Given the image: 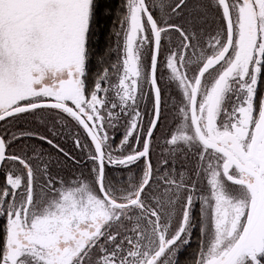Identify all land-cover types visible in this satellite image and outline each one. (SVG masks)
<instances>
[{"label": "snow or ice", "instance_id": "obj_1", "mask_svg": "<svg viewBox=\"0 0 264 264\" xmlns=\"http://www.w3.org/2000/svg\"><path fill=\"white\" fill-rule=\"evenodd\" d=\"M120 7L93 70L98 0H0V121L48 110L53 136L83 130L72 141L86 157L46 135H0V264H179L197 231L189 264H264V0ZM33 135L79 175L54 174L36 148L9 152ZM141 160L134 178L110 175Z\"/></svg>", "mask_w": 264, "mask_h": 264}, {"label": "trees", "instance_id": "obj_2", "mask_svg": "<svg viewBox=\"0 0 264 264\" xmlns=\"http://www.w3.org/2000/svg\"><path fill=\"white\" fill-rule=\"evenodd\" d=\"M122 0H98V11L96 15L95 24L93 27V36L91 40V48L93 50V61H92V69L95 70L97 67L96 58L101 54H104L106 49L114 47L116 37L113 35L115 30L114 24L119 23V15L123 12V9L120 7ZM111 10L110 14L108 10ZM157 14V13H156ZM115 57H112L114 59ZM264 91V78L261 79L260 83V92ZM52 113L49 114H36L35 117L30 116L27 119H22L16 122L4 123L3 128L6 130V133L12 135H19L21 132H33L38 135H46L48 138L53 139L55 143L60 144L65 148L66 151H70L72 155L76 156L78 160L84 161L86 157L83 153L76 149L73 145L72 136L67 135L66 130L60 131L61 128L58 126L55 131L56 133L60 131V133L53 136L49 129L51 128V120L48 117ZM165 115L167 116L166 120H162L160 127L154 134L153 143H152V159L154 165L157 160L161 159L160 153L163 151L161 148V143L165 138V133L168 131V125L172 118V112L166 111ZM2 122V121H1ZM74 126V124H72ZM77 132L81 133L82 138L84 137V133L82 129L76 128ZM63 132L65 136L63 135ZM108 133L112 136H115L114 141L112 140L111 144L114 148L119 147L120 139L122 138L119 131L113 132L112 129H108ZM38 135L33 136H25L20 138L17 141L12 143L11 148L9 149L11 152L21 153V149L23 148L27 151L28 155L32 154L31 149L36 148L37 150L43 151L46 156L51 158L50 167L52 172L55 174L57 171L60 172L61 176L65 178H71L72 175H79L81 170L80 165H74L72 160L66 159L62 154L58 153L55 149H53L50 145H48L45 141H42L38 138ZM135 145V141L132 142ZM124 151L127 153L131 151L127 147ZM169 166H171V161ZM143 167V160L136 162L135 164L129 166L128 168H115L110 172L111 176L114 177H135ZM177 171L180 170V163L176 164ZM5 182L4 177L0 179V186H3ZM197 217L199 216V204L197 203L195 207V213ZM3 221L0 220V224ZM198 241H199V233L198 231L193 234L192 242L189 246L183 249L179 254V264H189L191 257L198 249Z\"/></svg>", "mask_w": 264, "mask_h": 264}, {"label": "rangeland", "instance_id": "obj_3", "mask_svg": "<svg viewBox=\"0 0 264 264\" xmlns=\"http://www.w3.org/2000/svg\"><path fill=\"white\" fill-rule=\"evenodd\" d=\"M157 13V15L159 14V12L157 11L156 12ZM167 43V41L165 40L164 41V43L162 44V47L165 45ZM163 58V57H162ZM161 58V59H162ZM165 75H167L166 73H165ZM145 91H147V86L145 87ZM172 91H173V93H174V89H172ZM171 102L172 101H169L168 102V106L170 107V105H171ZM49 114L50 112L48 111V110H44V111H41V112H37V114ZM172 118H171V120H170V123H169V125H168V128H171V127H174V123H173V116H174V113L172 112ZM30 117V115L29 116H22V117H20L19 119H10V120H7V121H2V123L4 124V123H12V122H16V120L17 121H20V120H22V119H27V118H29ZM148 119V117H145V120H147ZM61 128V127H60ZM64 130H66V133H67V135H69V136H72V134L73 133H75V132H77V129H75L74 128V126L73 125H69V127L67 128V129H64V128H61V130L60 131H64ZM59 131V132H60ZM56 132V131H55ZM81 134V133H80ZM109 134V133H108ZM63 135L65 136V134H64V132H63ZM109 136L110 137H112V135H110L109 134ZM81 137H82V135H81ZM112 142V140H110L109 141V143H111ZM126 148V147H125ZM161 148H162V150H164V148H165V138H164V140L162 141V143H161ZM197 205V204H196ZM196 205H195V207H196Z\"/></svg>", "mask_w": 264, "mask_h": 264}, {"label": "flooded vegetation", "instance_id": "obj_4", "mask_svg": "<svg viewBox=\"0 0 264 264\" xmlns=\"http://www.w3.org/2000/svg\"><path fill=\"white\" fill-rule=\"evenodd\" d=\"M170 91H172V89H170ZM172 92H173V91H172ZM263 93H264V91H263ZM169 101H170V100H169ZM169 101H168V102H169ZM3 126H4V124H3L2 122H0V135H3V134L6 133V130L3 128ZM57 133L59 134L60 132H57ZM7 134H8V133H7ZM8 137L10 138L11 135L8 134ZM126 149H127V146H126ZM9 152L11 153L10 150H9ZM18 154H21V153H18ZM31 155H32V154H30L29 156H31ZM7 166H8V165H4V166L1 167V170H0V179L3 178V177H4V179H5L4 169H6Z\"/></svg>", "mask_w": 264, "mask_h": 264}, {"label": "water", "instance_id": "obj_5", "mask_svg": "<svg viewBox=\"0 0 264 264\" xmlns=\"http://www.w3.org/2000/svg\"><path fill=\"white\" fill-rule=\"evenodd\" d=\"M1 167H2V166H0V170H1Z\"/></svg>", "mask_w": 264, "mask_h": 264}]
</instances>
